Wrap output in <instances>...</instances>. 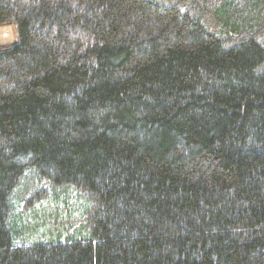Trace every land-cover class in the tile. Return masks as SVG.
<instances>
[{
  "label": "trees",
  "instance_id": "obj_1",
  "mask_svg": "<svg viewBox=\"0 0 264 264\" xmlns=\"http://www.w3.org/2000/svg\"><path fill=\"white\" fill-rule=\"evenodd\" d=\"M4 25L0 264H264V0H0ZM63 193L86 231L31 243L51 219L16 202Z\"/></svg>",
  "mask_w": 264,
  "mask_h": 264
},
{
  "label": "rangeland",
  "instance_id": "obj_2",
  "mask_svg": "<svg viewBox=\"0 0 264 264\" xmlns=\"http://www.w3.org/2000/svg\"><path fill=\"white\" fill-rule=\"evenodd\" d=\"M197 6L199 7V5ZM197 6L196 7L192 6L191 7L192 11L197 10L198 9ZM0 27H7L8 29L6 31H8V35H10V39L4 44L0 45V49H3L15 43L17 40V37H16L15 29L12 25L11 26L4 25ZM256 32L257 30L254 31V33ZM30 172L32 174L33 170ZM32 175H34V173ZM23 181H25V179ZM25 183H27V181H25ZM35 191L36 189L26 193L28 196L26 199L28 201L35 199V196L39 193L38 191L36 192ZM63 195L64 193L60 195L61 198L59 197L60 199H58L59 203L57 206V208L61 212L57 213L56 215L53 214L54 208H51V204L48 203V202L52 203L54 201V198L51 196L48 197L49 198L48 200L44 201L43 203L38 204L41 206V209H43L44 211L40 210L37 204H36L37 206L35 205L36 208L25 210L23 209V201H20V203L16 202L15 204L16 209L14 212L15 216L17 215L22 216L26 221L31 223L32 226L34 225L36 226L37 223H39L38 220H45L46 216H48L51 219L50 221L51 225H49L47 229L45 228L46 232H44V230L40 231L39 235H37L36 237L30 240L31 243H34L35 241H40L44 243L46 240H48L49 234L50 235L52 234V231H51L52 229L63 228L62 231L59 232V235L56 233L55 234L53 233L51 235L52 238H54V240L58 239L60 242L77 239L75 237L78 236L80 232H83V230L86 231L87 226L89 225V222H88V210L89 209L88 208L90 205H87L85 199H83L84 197L82 198L76 193H74L71 196H68V195L63 196ZM56 212L58 211L56 210ZM17 243H20V242L17 241Z\"/></svg>",
  "mask_w": 264,
  "mask_h": 264
},
{
  "label": "bare ground",
  "instance_id": "obj_3",
  "mask_svg": "<svg viewBox=\"0 0 264 264\" xmlns=\"http://www.w3.org/2000/svg\"><path fill=\"white\" fill-rule=\"evenodd\" d=\"M7 27H0V45L4 44L10 39V35H8V31H6Z\"/></svg>",
  "mask_w": 264,
  "mask_h": 264
}]
</instances>
